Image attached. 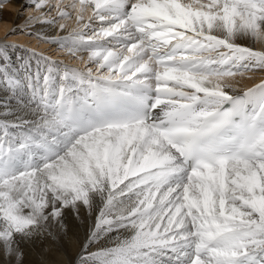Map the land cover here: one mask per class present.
<instances>
[{
  "label": "snow or ice",
  "instance_id": "obj_1",
  "mask_svg": "<svg viewBox=\"0 0 264 264\" xmlns=\"http://www.w3.org/2000/svg\"><path fill=\"white\" fill-rule=\"evenodd\" d=\"M30 6L28 34L85 66L0 43V264L69 209L95 213L71 264H264V80L237 91L264 71L239 42L264 44V0Z\"/></svg>",
  "mask_w": 264,
  "mask_h": 264
},
{
  "label": "bare ground",
  "instance_id": "obj_2",
  "mask_svg": "<svg viewBox=\"0 0 264 264\" xmlns=\"http://www.w3.org/2000/svg\"><path fill=\"white\" fill-rule=\"evenodd\" d=\"M52 2L55 3V0H52ZM64 2L67 4L68 0H64ZM36 14L30 6V0H0V43L22 46L20 49L10 51L9 54L12 59L15 61L17 57L26 56L27 54L24 52V49L27 48L50 56L52 59L62 60L71 67H74V64L85 66L81 60L69 56L54 44L39 40L35 35L37 32H42L47 36H56L58 34L56 28L37 24L34 28L30 29L32 35L28 34L29 29L26 28L27 18ZM61 22L67 23L69 28L74 26V21L71 20ZM13 29H15V32H13ZM59 34L63 35L65 33ZM239 42L245 46L264 49V44L261 43H254L249 40ZM50 51L52 53H49ZM81 55L85 59L87 58L86 53ZM261 80H264V71L256 70L251 73V78L238 81L240 84L248 83L247 85H249ZM94 219L95 213L89 216L84 209H81L79 218H77L72 210H65L66 235L61 236L56 243L47 238H37L26 243L23 246L26 254V264H44L45 259L47 261H56L58 264H71V261L75 260L77 254L81 251V246L88 237L89 230L94 224ZM108 242V239H101L98 243L91 245L89 251H96ZM47 249H51V251L48 252L46 251Z\"/></svg>",
  "mask_w": 264,
  "mask_h": 264
},
{
  "label": "rangeland",
  "instance_id": "obj_3",
  "mask_svg": "<svg viewBox=\"0 0 264 264\" xmlns=\"http://www.w3.org/2000/svg\"><path fill=\"white\" fill-rule=\"evenodd\" d=\"M53 15H55V13H54ZM25 46H26V44H25ZM49 53H52V52L50 51ZM56 58H58V57H56ZM46 260H47V259H45L44 262H45Z\"/></svg>",
  "mask_w": 264,
  "mask_h": 264
}]
</instances>
